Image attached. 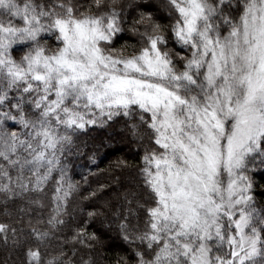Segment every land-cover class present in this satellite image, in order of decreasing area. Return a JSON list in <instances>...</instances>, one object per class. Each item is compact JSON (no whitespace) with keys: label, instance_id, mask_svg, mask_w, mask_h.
<instances>
[{"label":"snow or ice","instance_id":"obj_1","mask_svg":"<svg viewBox=\"0 0 264 264\" xmlns=\"http://www.w3.org/2000/svg\"><path fill=\"white\" fill-rule=\"evenodd\" d=\"M165 7L166 24L151 0H0V204L30 214L54 183L48 229H31L48 239L78 187L64 163L77 134L123 116L143 147L148 204L142 226L120 222L129 252L115 264H264L249 174L264 167V0ZM125 32L136 43L113 47ZM22 231L0 222L5 244ZM95 239L81 227L70 242ZM76 254L46 264H90ZM24 255L41 264L39 248Z\"/></svg>","mask_w":264,"mask_h":264},{"label":"trees","instance_id":"obj_2","mask_svg":"<svg viewBox=\"0 0 264 264\" xmlns=\"http://www.w3.org/2000/svg\"><path fill=\"white\" fill-rule=\"evenodd\" d=\"M78 2L83 3L85 0ZM151 3L154 6L152 10L157 11V19L161 23H168L166 0H151ZM125 42L135 44L136 38L129 32L121 33L112 46L120 47ZM49 43L55 46L51 41ZM131 51L129 48V52ZM131 123L132 120L121 116L107 125L89 126L77 134L76 144L79 150L74 147L67 153L64 163L68 165V175L78 187L68 197L63 217L65 224L53 231L48 239L38 241L31 229H48L46 221L52 206L51 192L54 183H50L44 193L31 197L41 203L31 205L30 214L29 206L24 201L8 204L7 213L10 214H6L5 205L0 204V222L18 230L23 229L18 232V245H14L11 238L7 244L0 240V264H25L24 253L28 247L39 248L41 264H46L52 256L73 246L77 249V261H89L90 264H115L118 255L124 256L129 252L128 246L121 239L120 222L127 216L130 227L138 223L142 226L144 208L148 204L139 174L143 147L132 134L129 127ZM110 141L120 148H110L111 145L115 146ZM249 174L253 181L256 207L264 208V167L257 165ZM92 193L95 195H91ZM21 208L26 209L24 214L19 211ZM89 212L97 214L89 218ZM81 227L85 228L89 236L96 234L95 240L87 241L92 245L91 248L70 242L74 230Z\"/></svg>","mask_w":264,"mask_h":264},{"label":"rangeland","instance_id":"obj_3","mask_svg":"<svg viewBox=\"0 0 264 264\" xmlns=\"http://www.w3.org/2000/svg\"><path fill=\"white\" fill-rule=\"evenodd\" d=\"M112 139H113V138H112ZM113 140H114V139H113ZM118 140H119V139H118ZM109 143H110V144H114L112 141H110ZM114 145H116V144H114ZM119 145H121L120 142H119ZM111 146H113V145H111ZM118 147H119V146H118ZM119 148H120V147H119ZM119 148H118V149H119Z\"/></svg>","mask_w":264,"mask_h":264},{"label":"bare ground","instance_id":"obj_4","mask_svg":"<svg viewBox=\"0 0 264 264\" xmlns=\"http://www.w3.org/2000/svg\"><path fill=\"white\" fill-rule=\"evenodd\" d=\"M118 147V145L116 144L115 146H110V148H117Z\"/></svg>","mask_w":264,"mask_h":264}]
</instances>
